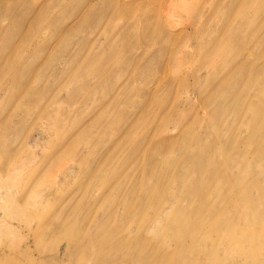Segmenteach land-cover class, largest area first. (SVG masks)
Segmentation results:
<instances>
[{
    "label": "rangeland",
    "instance_id": "rangeland-1",
    "mask_svg": "<svg viewBox=\"0 0 264 264\" xmlns=\"http://www.w3.org/2000/svg\"><path fill=\"white\" fill-rule=\"evenodd\" d=\"M184 1L0 0V264H264V0Z\"/></svg>",
    "mask_w": 264,
    "mask_h": 264
},
{
    "label": "bare ground",
    "instance_id": "bare-ground-1",
    "mask_svg": "<svg viewBox=\"0 0 264 264\" xmlns=\"http://www.w3.org/2000/svg\"><path fill=\"white\" fill-rule=\"evenodd\" d=\"M183 2V3H182ZM180 3H182V5L186 8L187 7V4L185 3L184 0H180ZM106 5L107 7H111V2L110 3H107L106 1ZM174 5V3L172 1H169V2H164L163 4H161L160 6H157L154 8L153 12L156 13V16L162 18V19H165V20H170L172 19L173 17H171V9H172V6ZM242 51V50H241ZM240 51V52H241ZM239 52V53H240ZM261 56V55H259ZM159 68H157L155 70V72L152 74V77L150 78L152 80V83L153 82H157L158 85L161 84V82L164 80V78L166 77L165 75V72H159ZM258 71L259 72H264V69L262 67H259L258 68ZM149 79V80H150ZM150 82V81H149ZM215 92H213L211 94V97L214 96Z\"/></svg>",
    "mask_w": 264,
    "mask_h": 264
}]
</instances>
